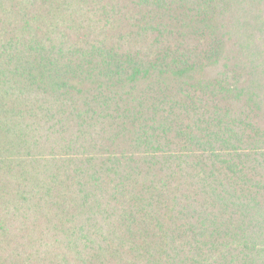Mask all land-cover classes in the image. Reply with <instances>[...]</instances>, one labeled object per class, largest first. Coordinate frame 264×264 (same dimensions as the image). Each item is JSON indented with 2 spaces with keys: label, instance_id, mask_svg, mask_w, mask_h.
<instances>
[{
  "label": "trees",
  "instance_id": "16d2710c",
  "mask_svg": "<svg viewBox=\"0 0 264 264\" xmlns=\"http://www.w3.org/2000/svg\"><path fill=\"white\" fill-rule=\"evenodd\" d=\"M0 264H264V0H0Z\"/></svg>",
  "mask_w": 264,
  "mask_h": 264
}]
</instances>
